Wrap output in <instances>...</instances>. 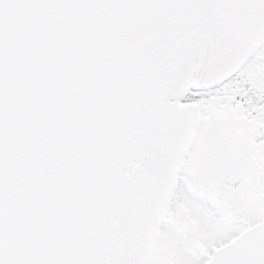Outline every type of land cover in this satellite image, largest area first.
Listing matches in <instances>:
<instances>
[{"label":"snow or ice","instance_id":"1","mask_svg":"<svg viewBox=\"0 0 264 264\" xmlns=\"http://www.w3.org/2000/svg\"><path fill=\"white\" fill-rule=\"evenodd\" d=\"M0 264H264V0H0Z\"/></svg>","mask_w":264,"mask_h":264}]
</instances>
